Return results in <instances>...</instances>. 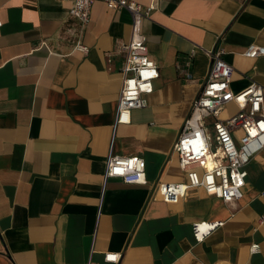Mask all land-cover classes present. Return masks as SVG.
<instances>
[{"label":"crops","instance_id":"1","mask_svg":"<svg viewBox=\"0 0 264 264\" xmlns=\"http://www.w3.org/2000/svg\"><path fill=\"white\" fill-rule=\"evenodd\" d=\"M134 1L144 10L154 2ZM73 4L0 0V264H264V150L232 205L203 187L176 204L158 192L163 181H188L175 143L209 74V52L224 48L234 91L264 86V55L243 54L264 46V0H155L142 31L160 76L130 123L116 122L114 52L131 37L132 13L96 0L81 33L85 54L75 48ZM236 112L231 102L220 116ZM112 153L144 157L148 182L107 176ZM217 220L223 225L197 241L193 224ZM106 252L120 253L119 262Z\"/></svg>","mask_w":264,"mask_h":264},{"label":"built area","instance_id":"2","mask_svg":"<svg viewBox=\"0 0 264 264\" xmlns=\"http://www.w3.org/2000/svg\"><path fill=\"white\" fill-rule=\"evenodd\" d=\"M71 1L74 4L70 12L81 23L75 48L86 54L89 46L83 42L81 33L90 22L92 5L96 0ZM103 1L110 8H127L133 17L130 39L119 42L114 52L121 57L122 73L116 122L130 123L132 111L146 105V95L153 91L154 81L160 76L159 65L151 58L148 41L142 31L143 18L154 7L155 0L146 10L134 0ZM224 52L222 47L209 52L212 60L209 74L175 143L180 167L187 172L188 181H163L159 184V196L167 203H178L190 187H203L225 203L234 204L243 194L247 165L264 150V86L252 82L245 89L234 91L231 88L234 67L223 58ZM193 54L188 58L191 59ZM243 54L252 58L264 55V46L251 43ZM112 56L108 54L109 64ZM231 102L236 103L238 112L221 118L222 111ZM239 130L243 134L238 138ZM106 174L129 184L148 182L146 160L140 155L110 154ZM223 223L221 220L196 221L193 224L196 240L203 241ZM250 250L259 252L261 244L254 242ZM120 258L118 252L105 253L106 261L119 262ZM87 264L95 263L90 259Z\"/></svg>","mask_w":264,"mask_h":264}]
</instances>
